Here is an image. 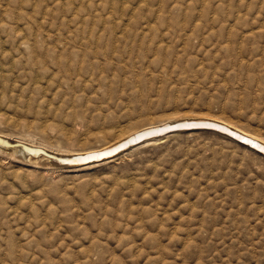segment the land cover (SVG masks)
I'll use <instances>...</instances> for the list:
<instances>
[{
  "label": "rangeland",
  "instance_id": "rangeland-1",
  "mask_svg": "<svg viewBox=\"0 0 264 264\" xmlns=\"http://www.w3.org/2000/svg\"><path fill=\"white\" fill-rule=\"evenodd\" d=\"M200 114L264 137V0H0L10 141ZM0 264H264V159L207 130L77 171L0 156Z\"/></svg>",
  "mask_w": 264,
  "mask_h": 264
},
{
  "label": "bare ground",
  "instance_id": "bare-ground-1",
  "mask_svg": "<svg viewBox=\"0 0 264 264\" xmlns=\"http://www.w3.org/2000/svg\"><path fill=\"white\" fill-rule=\"evenodd\" d=\"M161 90L157 89L156 93L157 94L161 93ZM150 93H151V91H150ZM137 94H139V93H137ZM138 96H140L141 98L143 97V99H144V96H147V95H146V93L143 94L142 92H140V94ZM192 120H206V121H210V122L219 123V124L229 128L230 130L238 133L239 135H241V136H243L245 138H248L249 140L255 141L256 144L258 143V144H261L262 146H264V137H262V136H260V135H258L256 133H253V132H251L249 130H246V129H244V128L236 125V124H234L233 122L227 120V118L225 119V118H222V117L221 118L220 117H212V116L205 115V114L190 115V116H178V117H175V118L151 120V121H148L146 123L139 124V125H132V126L126 128V129H123V130L119 131L118 133L112 135L109 140H104L103 143L101 145L97 146V147L85 146L83 148H80L78 150H73V151L72 150L71 151H61L60 149H57L56 147L54 148V146H52V144L48 143L49 142L48 140H46L48 142H45L44 140L43 141L42 140H32V139H30L28 137L27 138H19L18 137V138L15 139L16 141H12V138H11V141L12 142L21 143V144L26 145V146H28L30 148H33V149L42 150L43 152L52 154V155L57 156V157L65 158V160H63V161L59 160V162L60 163H67V164L71 165V164H78V163L83 162V161L84 162L90 161L92 159H99V158H102V157H104V156H106L108 154L111 155V154L117 152L118 150H120L121 148H125L126 146L141 140L145 136L134 137V138H132V139L128 140L127 142H124V143H122L120 145H117V146H114V145H116L117 143L125 140L126 138H128V137H130V136H132V135H134V134H136L138 132H141V131L149 129V128L161 127V126L166 125V126H164L162 128V130L156 129V130H154V131H152V132H150L148 134V135H156V134L163 133L166 130H169L170 128H172L171 125L175 124V123H178V124L173 125V128H175V127L191 128V127L196 126V125H202V124H199V123H197V124H195V123H190V124H188V123H183V124L179 123V122H183V121H187L188 122V121H192ZM94 121H96V120H94ZM91 123L93 125L92 116H90L89 119H84L82 122L79 123V125L80 126H84L86 128H90ZM95 125H97V124H95ZM181 132H183V131H181ZM178 133H180V132L169 133V134L161 136V137L152 138V139H149L147 141H143L140 144L149 146V145H152V144H155V143H161L165 139H167V138H169V137H171L173 135H176ZM213 133H216V132H213ZM216 134L221 135L223 137H226V136H224V135H222L220 133H216ZM0 137L1 138H5L7 140H10V136L7 135V134H4V133H0ZM226 138L231 140V141H233L234 143H236L238 145H241V146L249 149L250 151H252L253 153L259 155L260 157H262L264 159V154H262V153H264V149H262V147L254 145V147L258 148L262 152V153H259V152H256L253 149H250L249 147H246V146H244L242 144H239L238 142H236V141H234V140H232V139H230L228 137H226ZM7 147H8V144H0V156H2V157L3 156L16 157L18 155L20 157V162H22L23 164L29 165V166L34 167V168H38V167L42 168L45 172H50V171L54 170L55 168H58L59 171L60 170L61 171H77V170H80V169H86V168H92V167L100 166V165H103V164L109 162V160L108 161L105 160V161H102V162H99V163H93V164L83 165V166H78V167H70L68 165L55 164V163H53V161H51V159H49V158H47V157H45L43 155H38L37 156L38 151H34L33 150V151L29 152L28 150L24 149V151H25L24 152V151H22L21 149H18V148H14L12 150H7L6 149ZM27 153H30V154L27 155ZM53 166L55 168H53Z\"/></svg>",
  "mask_w": 264,
  "mask_h": 264
},
{
  "label": "water",
  "instance_id": "water-1",
  "mask_svg": "<svg viewBox=\"0 0 264 264\" xmlns=\"http://www.w3.org/2000/svg\"><path fill=\"white\" fill-rule=\"evenodd\" d=\"M181 124L183 123H199V124H202V125H196V126H193L191 128H179V127H175L173 128V125H176L178 123H175V124H172V128H170L169 130H166L164 131L163 133H160V134H156V135H148L150 132L156 130V129H160L162 130V128L164 126H161V127H154V128H149V129H146V130H143L141 132H138L128 138H126L125 140L117 143L116 145L114 146H117V145H120L124 142H127L128 140L134 138V137H139V136H145L143 137L141 140L133 143V144H130L128 146H126L125 148H121L120 150H118L117 152L113 153V154H108L102 158H99V159H92L90 161H86V162H80L78 164H67V163H60V161H63L65 160V158H62V157H57V156H54L52 154H49V153H46V152H43L42 150H39V149H33V148H30L26 145H23L21 143H17V142H12L10 140H7L5 138H1L0 137V144H8V147L6 148L7 150H12L14 148H18V149H21L22 151H24V149L28 150L29 152L30 151H38V155H43L49 159H51V161H53V163L55 164H58V165H68L70 167H78V166H83V165H89V164H93V163H99V162H102V161H105V160H109V159H112V158H115L116 156L120 155L121 153L125 152L126 150H128L129 148H132V147H135L136 145L142 143L143 141H147L149 139H152V138H157V137H161V136H164V135H167L169 133H175V132H181V131H189V130H207V131H212V132H216V133H220L236 142H238L239 144H242L246 147H249L250 149H253L255 150L256 152H259V153H262L258 148L254 147V145H257V146H260L262 147V149H264V146H262L261 144H256L255 141L253 140H249L248 138H245L241 135H239L238 133L230 130L229 128L219 124V123H215V122H210V121H206V120H192V121H183V122H179ZM25 152V151H24ZM30 154V153H27V155ZM264 154V153H262ZM74 158V157H73ZM70 159V158H69Z\"/></svg>",
  "mask_w": 264,
  "mask_h": 264
}]
</instances>
